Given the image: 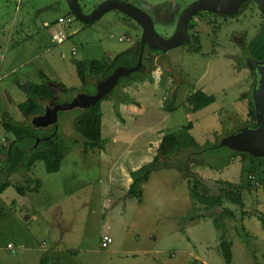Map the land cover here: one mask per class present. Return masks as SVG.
Listing matches in <instances>:
<instances>
[{
	"label": "rangeland",
	"instance_id": "374dc122",
	"mask_svg": "<svg viewBox=\"0 0 264 264\" xmlns=\"http://www.w3.org/2000/svg\"><path fill=\"white\" fill-rule=\"evenodd\" d=\"M9 1L10 4L7 5V0H3L5 5L0 6V22L2 16L9 13L13 19L10 25H14V19L20 20L21 14L14 18V0ZM83 1L90 10L91 3ZM100 1L102 0L94 3ZM147 1L154 4V8L159 6L163 8L174 0ZM167 13L163 11L166 22L157 21L155 23L156 30L166 37L173 33L172 25H174ZM205 15L202 18L204 21L198 27L200 50L195 51L188 45H183L160 53V55L154 54L155 62L163 67V73H173L177 83L183 79L182 88L175 97L169 94L172 102L170 104L172 109L167 110L169 113H164L165 111L155 104L154 100H157L155 94L148 98L150 101L146 105V111L138 121L126 118L131 133L146 126L147 128L152 127V131L154 129L157 131L162 127L166 133L171 132L178 136L183 144H187L186 146L192 143L191 138H193L202 145L206 144V147L220 143L224 136L236 131L249 118L255 78L250 67L244 66L247 63V54L244 50L247 49L249 42L264 23L263 13L257 4L249 3L236 16L225 17L213 13ZM23 16L26 18V23L34 28L28 31L30 38L36 37L37 40L39 34L35 27L41 23L40 17L36 13L29 17L24 14ZM120 16L125 15L113 10L94 23H83L77 18L74 19L71 23L74 25L65 31L67 33L65 34L67 35L66 60L72 62L74 59L115 58L133 47L140 33L120 23ZM77 26L79 27L76 28ZM10 28L11 26L7 27L6 35ZM0 35L3 36V33ZM121 37L125 40L121 41ZM14 39H17L16 35ZM6 40L7 38L4 37L3 44ZM73 47L77 50L75 55ZM2 48L5 49V46ZM8 49L9 54H13V59H21L24 56V53L14 51L13 47ZM44 56L24 66L21 72L31 70L29 72H32V75L37 73ZM54 70L59 74L62 71L56 67ZM65 72L63 73L65 76H62V83L74 90L79 89L80 79L76 72H71L70 68L68 72ZM8 82L11 81L8 80ZM199 90L213 98V101L203 108H196L195 102L187 101L186 103L187 97ZM157 92L161 95L163 91L160 88ZM73 97L72 93H63L58 100L61 103L68 102L72 101ZM102 105L107 115L111 107L115 117H118L122 106L110 97L104 99ZM75 113V110L65 111L59 118L58 124L64 137L67 138L69 150L61 172L53 175L57 176V182L54 184L57 196L55 211L58 217H63L68 224L75 222L77 224H75V241L69 242L67 239L63 243L75 245L87 237L89 240L84 243L89 246L97 241V229L94 225L98 220V212H94V207L101 197L99 185L102 186L103 182L99 181V177L102 168L98 153L95 152L96 149L85 151L82 144L83 139L74 131L72 114ZM6 114V117L10 118L13 114L17 115V112L12 111L10 114L6 112ZM191 122L195 128L192 131L185 130L184 126ZM150 123H154L153 126ZM5 132L4 126L0 125V143H3L2 138ZM149 132L151 133L150 130ZM125 136L129 137V133ZM190 148L184 152L188 153ZM194 158H196L195 164H189V170L186 169L188 173L192 171L190 174L193 177L190 180L183 178L187 174L185 170H178L175 163L168 165L163 161L162 166L165 167L159 168L153 175L145 207L142 205L139 211L140 208L134 206L135 212L130 214V220L136 219L137 216L144 219L147 223L145 229L147 237L151 232L156 236V239L148 242L152 244L151 249L159 252V256L170 258L176 262L174 264H201L198 258L207 260L209 264H264V165L256 159L242 158L239 155L233 159L232 163H218L216 168H213L204 161L215 160L214 157L199 155ZM206 158L209 159L203 160ZM179 160L174 162L183 166L184 159ZM41 174L46 176L47 171L43 162H38L36 175ZM196 178L201 182L200 187H208L207 190L205 189L208 195L224 196L226 206L233 210L234 215L230 216L231 210H229V213H224L223 219L216 215L209 216L208 211L205 210V204H195L196 199L192 186ZM226 189L227 192H222ZM229 191L232 192V197L227 198ZM101 203L102 201L99 203V211L102 209ZM199 205L203 208L201 209ZM0 211L2 212V208ZM214 211L221 213L223 208L217 206ZM193 218L196 224L192 226L190 223ZM99 219L101 223L106 222V215L103 211ZM246 219L249 220L250 227L247 223L245 224ZM113 221L116 223L115 218ZM83 222L86 225L89 223L88 232L85 231L86 228H83ZM141 225L144 226L141 223L136 224L135 227L140 229ZM57 227L62 230L64 226ZM118 232L120 233L121 230L118 229ZM223 236L232 242L233 260L231 263H227L221 250L220 239ZM115 243H112L110 247L112 248ZM146 245H148L147 241ZM106 255L107 253H103L104 257ZM105 264H109L108 260Z\"/></svg>",
	"mask_w": 264,
	"mask_h": 264
},
{
	"label": "crops",
	"instance_id": "0c3cea01",
	"mask_svg": "<svg viewBox=\"0 0 264 264\" xmlns=\"http://www.w3.org/2000/svg\"><path fill=\"white\" fill-rule=\"evenodd\" d=\"M129 1L139 2L138 0ZM140 1L154 6L147 0ZM80 2L83 5L86 4L83 0ZM86 2L88 1L86 0ZM94 2L97 0H93ZM9 4L10 1L7 0V5ZM4 5L3 0H0V6ZM13 5L14 18L21 14V19H14L15 24L10 25L12 15L6 13L0 22V33H3V36L0 35V125H3V120L7 116L6 112L10 114L12 111H16L17 115L13 114L10 118L24 120L19 104L27 99L28 84L42 83L45 77L63 82L62 78L65 76L63 73L68 72L69 68L71 72H76L78 75L75 59L70 58L74 59L72 62L66 60L65 44L67 38L63 43H57L52 36L55 29L62 30L67 34L65 31L74 25V23L66 25L58 21L59 17L71 14L67 0H14ZM33 13H36L41 19V23L35 27L39 34L37 40L36 37L30 38L28 31L34 28L26 23V18L23 16L24 14L29 17ZM124 15V17L120 16V23L134 28L135 32L140 33L134 46L130 48L132 49L140 44L142 29L132 18ZM9 26H11L8 31L9 35H6ZM15 35L17 39H14ZM4 37L7 40L3 44ZM3 46L5 49L2 48ZM10 47H13L17 53H24V56L21 59H13V54H9L8 51ZM52 47L56 48L53 49ZM73 49L75 48L73 47ZM42 56L44 58L40 62L37 73L32 75V72H29L31 70L21 72L24 66ZM55 67L62 70L60 74L54 70ZM163 74L165 75L164 79ZM182 80L177 83L176 76L169 72L163 73V67L158 64V68L154 72L153 82H136L124 90L133 102L123 103L118 112V117L113 116L111 107L109 115H107L102 105V134L105 139V146L103 149L95 148V152L98 153L100 159L102 170L99 181L103 182V185H99L101 197L94 207V212H98V220L94 225V228L97 229V241L89 246L84 243L89 240L87 237L75 245L63 243L67 239L69 242H74L76 230V222L68 224L63 217L59 218L57 211H55L57 196L54 184L57 182V176L53 175L61 172L63 163L59 171L47 172L45 176L43 174L36 175L37 162L28 172L33 179L32 183L28 182V176L21 172L14 173L7 180L4 170L7 159L5 148L14 138L11 137L13 136L11 133L5 132L3 134V143H0V188L1 186L4 187L0 191V208H2V212L0 211V264H105L107 260L109 264L176 263L168 257L159 256V252L151 249L152 244L148 242L156 239V236L151 232L147 237L145 230L147 223L144 219H140L139 216L132 220L129 218L130 214L135 212L134 206L140 208L139 211H141L142 205L146 203L147 196L150 194V183L155 173L154 171L150 180L142 184V198L139 200L129 192L133 181L131 172L153 161L163 137L168 133L162 127L157 131L153 128L154 131H152V127L147 128V126L131 133L128 129L130 127L127 126V119L138 121L139 117H142L146 111V105L150 101L148 98L153 97V94L156 95L157 99L154 100L155 104L165 111L164 113H169L167 110L172 109L170 97L172 94L175 97L180 91ZM80 85L82 87L81 79ZM160 88L163 92L158 95L157 90ZM78 92L84 91H76L74 96ZM170 93L171 95H169ZM192 95L193 93L187 97L186 103L187 101L190 102ZM153 124L150 123L151 126ZM192 125L191 131L195 128L193 123ZM128 133L129 137L125 136ZM67 153L64 160L68 155ZM187 186L189 187L188 184ZM19 187L23 188V192L19 191ZM110 194L112 195L110 196ZM100 201H102V209L99 211ZM102 211L106 215L105 223H101L99 219ZM114 218L116 223L113 221ZM194 221L196 220L193 218L190 223L192 226L196 224ZM248 221L246 219L245 224L247 223L250 227ZM141 223L144 226L141 225L140 229L135 227L136 224ZM59 225L64 226L62 230L58 229L57 226ZM88 227L89 223L86 225L83 222V228H86V232H88ZM117 228L121 230L120 233ZM105 233H110L113 237V243L116 242L112 248L105 249L101 245L102 236ZM146 241L148 245H146ZM9 244H12L13 248H9ZM103 253H107V255L104 257ZM123 257L127 258L123 259ZM197 260L201 264H209L205 259L198 258Z\"/></svg>",
	"mask_w": 264,
	"mask_h": 264
},
{
	"label": "trees",
	"instance_id": "16d2710c",
	"mask_svg": "<svg viewBox=\"0 0 264 264\" xmlns=\"http://www.w3.org/2000/svg\"><path fill=\"white\" fill-rule=\"evenodd\" d=\"M262 17L264 19V14L262 15ZM196 26V22L190 21L189 31L192 40L189 46L193 50L198 51L200 50L199 37L194 33V28ZM244 51L247 56L253 57L259 61H264V23L261 25V28L256 36L251 39L247 46V49L245 48ZM139 52L140 44L130 49L129 51L117 55L115 58L75 59L74 62L77 67V72L82 82L81 89L74 90L73 88L67 87L62 82L51 80L46 77L42 83L28 84L27 99L26 101L19 104V109L24 116V120L20 121L7 117L3 120V126L6 132L11 133V135L14 136V139L10 141V143L5 148L7 159L4 170L6 171L7 180H9L14 173L21 172L22 174L24 173L26 176H28V182L32 183L33 179L28 174V172L39 161L44 163L47 172L54 173L59 171L61 169L66 152H68L69 150V145L66 141L67 138H65L63 133L61 132L59 124L50 127L37 128L32 124V118L39 114H43L45 112L46 105L54 106L58 103H61L58 99L63 93L74 94L73 92L79 90L90 94L95 93L97 90V83L100 80H104L105 78L110 76L116 69L122 66H135L137 64ZM160 53L163 52L146 48L142 68L128 75L120 77L118 84L104 99L110 97L111 99L117 101V103L119 104L133 102L130 96L124 91L125 88L130 87L136 82H153V73L158 68V64L154 59V54ZM251 71L252 75L255 77V86L258 81L256 78V71L253 69H251ZM164 77L165 75L163 74V79ZM104 99L98 101L96 104L92 105L89 108L73 109L76 111L74 115L72 114V122H74L75 129L74 131L79 135L81 139H83L82 144L85 148V151L95 148L103 149L105 146V139L103 138L102 134V101ZM212 101L213 98L211 96H208L200 90L195 92L190 100V102L196 103V108H203ZM250 105L249 118L237 130L243 127H253L256 125L257 115L253 96ZM64 112L65 111L59 112V118L61 117V114H64ZM192 126V123H190L188 125H185L184 129L188 131L192 128ZM229 134L230 133H228L227 135ZM38 138H40V142L36 145ZM191 139L192 143L188 144L189 146H186L187 144H183L180 141V138H178V136H176L175 134L171 132L166 134L157 149V155L155 156L153 161L131 172L133 181L129 189L130 194L133 197L141 200L142 184L150 180V177L154 171L159 170V168L161 167H165L162 166L164 164L163 161L167 162L166 164L168 165H172L175 163V166H178L179 170H185V173L187 174H185L186 176L184 177L188 180L193 177L190 174L192 173V171L190 173L187 172V170H189L190 168L189 164H195L194 162L196 161V158L194 157L199 155L214 157L215 160L204 161V163H207V165L213 168H216L218 163L230 164L232 163L233 159L235 157H238L239 155H241L242 158L251 157L252 159L258 160L261 165H264L263 158L255 156L254 154L247 152H238L229 148L228 146L221 145L219 142L214 143V145L205 147L206 144L202 145L196 140H193V138ZM189 148L190 151H188V153H185L184 150H187ZM182 156L184 157L181 158ZM179 159H184L185 163L183 164V166H180L176 164V162H174L175 160ZM207 159L209 158L203 160ZM196 179L192 186L194 198L196 199L195 204H205V210L208 211L209 216L216 215L219 218L223 219L224 213H229V210H231L225 204V197L221 195H208L206 193L208 187H200L199 183L201 182ZM9 183L10 182L8 181V184ZM3 188L4 187L1 186L0 191ZM203 190H205V192ZM19 191L23 192V188L19 187ZM227 191V189L224 191L222 190V192ZM231 194L232 192L229 191V193L227 194V198L229 196L232 197ZM199 206L201 208V205ZM217 206H221L223 208V212L218 213L214 211ZM233 215L234 212L233 210H231L230 216ZM224 236L220 239L221 250L226 258L227 263H231L233 260L232 242L225 239Z\"/></svg>",
	"mask_w": 264,
	"mask_h": 264
},
{
	"label": "water",
	"instance_id": "95a60500",
	"mask_svg": "<svg viewBox=\"0 0 264 264\" xmlns=\"http://www.w3.org/2000/svg\"><path fill=\"white\" fill-rule=\"evenodd\" d=\"M87 1L93 6L90 11L86 10L87 7L80 0H67L71 14L84 23H94L106 13L118 10L140 25L142 34L137 64L132 67L122 66L116 69L110 76L97 83V90L93 94L78 92L72 101L58 103L54 106L46 105L43 114L32 118V124L37 128L58 125L60 111L89 108L104 99L118 84L120 77L142 68L146 48L165 53L170 49L189 44L191 42L189 23L198 12L211 11L227 16H235L240 12L241 6L249 0H193L179 14L175 30L169 37L160 34L156 30L155 17L138 4L128 0H102L97 4ZM255 1L264 14V0ZM247 64L251 69L256 70L258 80L253 89L257 123L253 127H243L224 136L220 144L238 152L254 154L264 160V62L249 57ZM39 142L40 138L37 139L36 145Z\"/></svg>",
	"mask_w": 264,
	"mask_h": 264
},
{
	"label": "flooded vegetation",
	"instance_id": "af4514ba",
	"mask_svg": "<svg viewBox=\"0 0 264 264\" xmlns=\"http://www.w3.org/2000/svg\"><path fill=\"white\" fill-rule=\"evenodd\" d=\"M129 1V0H128ZM139 2H133V3H135V4H138V5H140L141 7H143V8H145L146 10H148L154 17H155V23H157V21L159 22V21H162V22H166L165 20H166V18H165V16H164V14H163V11L165 10V12H168L167 14H169V17H170V19H171V21L173 22V24L174 25H172L173 26V31L175 30V25H176V22H177V20H178V18H179V14L181 13V11L185 8V6L187 5V4H189L191 1H193V0H190V1H187V0H174L173 2L172 1H170L167 5H165L163 8L162 7H157V8H154L155 6H151V5H148V4H146L145 2H141L140 0H138ZM249 3H255V4H257L258 5V3L255 1V0H249V1H247V2H245L242 6H241V9L243 8V7H245L246 5H248ZM95 4H97V3H95ZM84 6H86V5H84ZM87 7V6H86ZM258 7H259V5H258ZM92 8H93V6L91 7V9L90 10H92ZM160 9H161V11H160ZM241 9H240V11H241ZM260 9V8H259ZM86 10L88 11V9L86 8ZM89 10V11H90ZM262 12V11H261ZM206 13H213V14H219V13H214V12H211V11H200V12H198L192 19H191V21H193V22H196L197 23V26L194 28V33L199 37V30H198V27L201 25V23L204 21V20H202V18L203 17H205L206 15ZM219 15H222V16H227V15H224V14H219ZM236 16V15H235ZM208 18V17H207ZM165 19V20H164ZM189 33H190V31H189ZM173 34V33H172ZM171 34V35H172ZM170 35V36H171ZM191 36V35H190ZM167 37H169V36H167ZM192 40V39H191ZM190 44V43H189ZM189 44H186V45H188L189 46ZM189 48H190V46H189ZM250 56H247V60H248V58H249ZM262 62H264V61H262ZM247 66L248 64L246 63V64H244V66ZM256 71V70H255ZM255 78V77H254ZM257 78V77H256ZM255 87V86H254ZM254 89V88H253Z\"/></svg>",
	"mask_w": 264,
	"mask_h": 264
},
{
	"label": "built area",
	"instance_id": "2783aa9c",
	"mask_svg": "<svg viewBox=\"0 0 264 264\" xmlns=\"http://www.w3.org/2000/svg\"><path fill=\"white\" fill-rule=\"evenodd\" d=\"M75 17L73 15L68 16H61L58 18L59 23L63 24H71L74 21ZM53 40L57 43H63L66 39V35L62 30L55 29L52 32ZM124 38H121V41H123ZM129 40V38H128ZM73 54H76V49H73ZM1 55V53H0ZM113 243V237L110 233H105L102 236L101 245L103 248H109L110 245ZM9 248H13L12 244L8 245Z\"/></svg>",
	"mask_w": 264,
	"mask_h": 264
}]
</instances>
